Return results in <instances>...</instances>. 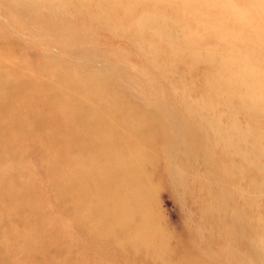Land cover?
<instances>
[{
    "label": "rangeland",
    "instance_id": "1",
    "mask_svg": "<svg viewBox=\"0 0 264 264\" xmlns=\"http://www.w3.org/2000/svg\"><path fill=\"white\" fill-rule=\"evenodd\" d=\"M38 86L81 96L128 161L78 155L86 177L119 176L91 202L1 116ZM0 88V264H264V0H0ZM109 100L135 136L97 117ZM46 118L37 136H62Z\"/></svg>",
    "mask_w": 264,
    "mask_h": 264
},
{
    "label": "bare ground",
    "instance_id": "2",
    "mask_svg": "<svg viewBox=\"0 0 264 264\" xmlns=\"http://www.w3.org/2000/svg\"><path fill=\"white\" fill-rule=\"evenodd\" d=\"M39 69L40 68H38V70ZM40 72H43L42 69ZM214 84L217 85L216 83ZM32 86L29 87V85L26 84V88H28V90H30ZM50 88L51 89H49L48 87L46 88L45 91H43V86L36 87L35 92L36 91L42 92V96H39V98L34 97L35 92L30 93V98H28V94L24 91L17 92L18 96L21 99L23 97L29 103H26L25 107L24 108L22 107V112L18 114H15L17 104L9 103L11 105L10 107L4 106L2 108L3 111L1 112V116L6 119L8 118L6 122L13 121L15 123H18V125L13 127V129L14 132L17 135H19L18 136L19 142L21 144L23 143L24 140L28 141L29 139H31L32 134L34 135V137H32L31 140L35 142L36 148H38V150L43 155L42 156L43 164L49 168V171L52 170L53 166H55L56 163L61 162L62 164H60L59 166L60 168H63L65 172L71 171L73 169H78V178H74L76 179V181H73L74 179L67 181L69 182V184L73 183L79 185V183L85 180L92 181L91 200L89 201L91 202L95 199L99 188H101L105 184L116 182L119 176L114 174V165H111L107 175L103 180L86 177L89 175L86 174L85 171L79 168L80 159L78 158V155L84 158V155L87 154L97 163H101L104 160H114L116 162H128V161L125 158H123L122 151L120 149H113L111 147L112 141L98 140L97 137L101 133L96 136L92 135V129L90 126L92 121V116H91L92 113L89 114L86 113L85 108L81 106V101H82L81 96H78L73 91L66 92L64 90H61L59 87L50 86ZM57 88H59L60 90H57ZM7 91L8 89H2L0 91V102L8 99L5 96V93ZM10 97L11 95L9 96V99ZM104 105H102L104 107V110L97 115L99 119L102 120L106 119L108 117L107 110H109L116 117V120H120L121 123H125V125L129 127L132 136L136 135L142 123H138L137 121L132 119L129 116L128 112L123 107L111 103L110 100L109 102L107 101V103H104ZM57 114L60 115L64 114L63 118L65 117L66 120L63 119V123L61 124L51 125L50 124L51 120L55 118ZM43 117H47L46 120L47 123H49V125L48 126L46 124L45 125L46 128L49 129L48 131L51 135L56 133L57 129L60 126L64 127L63 135L55 138L51 137V140H49L47 137L39 138L37 134L41 129H43V124L39 125L41 118ZM37 124L39 126H37ZM89 136H91L92 140L88 146V149L85 150L82 146V141H84ZM26 137L29 139H25ZM1 140L3 142L6 141L5 139H1ZM122 140H124V136L122 137ZM49 141H51L52 143V148L47 144ZM17 146L21 147L20 144L18 143ZM78 150H81L85 153L80 154L77 152ZM115 167L121 168L122 163H117ZM25 172L29 176L30 171H25ZM60 198L64 199L63 197ZM112 204H114L113 198H112ZM28 209L30 213L34 215H36L39 211L35 209L32 210L30 208ZM85 213L89 214L92 212L86 210ZM102 214H100L98 218V223H101L106 219L112 218V216L111 217L104 216L103 218H101ZM38 228L40 231L44 230V229L41 230L40 227ZM26 236L30 237V235H26ZM34 236H38V235H33V237Z\"/></svg>",
    "mask_w": 264,
    "mask_h": 264
}]
</instances>
